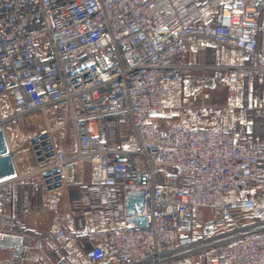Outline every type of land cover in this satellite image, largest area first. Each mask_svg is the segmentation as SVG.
<instances>
[{
	"label": "built area",
	"instance_id": "obj_1",
	"mask_svg": "<svg viewBox=\"0 0 264 264\" xmlns=\"http://www.w3.org/2000/svg\"><path fill=\"white\" fill-rule=\"evenodd\" d=\"M201 47L235 56L200 67L225 72L228 114L211 125L170 122L198 68L183 57ZM257 83L264 0H0V187L39 179L69 264H181L229 225L220 246L193 259L213 252L208 264H264V227L239 223L261 210L254 186L264 190V139L245 119L241 144L235 116L248 108L264 119V93L246 90ZM112 119L131 127L118 143L108 141ZM11 124L33 159L27 173ZM78 165L119 202L116 221L92 210L79 223L65 218L66 190L82 183Z\"/></svg>",
	"mask_w": 264,
	"mask_h": 264
},
{
	"label": "crops",
	"instance_id": "obj_2",
	"mask_svg": "<svg viewBox=\"0 0 264 264\" xmlns=\"http://www.w3.org/2000/svg\"><path fill=\"white\" fill-rule=\"evenodd\" d=\"M203 57L205 60L214 57L212 63H208V67H225L235 60V56L227 54L221 49L199 48L196 52L187 48L183 59L194 64H198L197 57ZM187 63V62H186ZM200 65V64H199ZM254 90L258 95L264 93V84L257 83L253 88L248 85L247 91ZM238 121V137L241 144H246L245 127L241 125V121L248 119L254 122V138L264 139V119L255 116L252 110L238 109L235 113ZM16 125H9V136L12 139V131L15 132ZM18 168L20 172L27 173L33 167V159L26 149H16ZM264 167V162L261 163ZM82 172L81 165H78L77 173L82 176V183L78 185H70L62 201V212L66 219H72V215L77 223L82 221L85 211L92 210L96 220L106 218L107 222L116 221L117 217H113V208H117L119 202L110 199L103 187L92 186L90 183V173ZM252 196L260 200L261 210L256 215L257 224L264 227V190L260 185H255L251 193ZM29 198V204L25 206V198ZM39 202V205L37 204ZM108 202L113 205L107 204ZM206 221L210 219L208 212H204ZM53 215L46 207V197L42 190L39 179L34 178L28 181L10 184L0 187V264H53L57 258H50L49 254L53 251L59 257H64L63 250L54 243L51 232V223ZM253 223V222H252ZM219 231L216 237L206 238L204 248L220 246L224 241V234L230 231ZM198 243L191 244V247ZM53 250V251H52ZM201 250L191 248L190 251ZM52 251V252H51ZM211 256L213 253H210ZM210 255L205 264H208ZM183 264H191L189 260H184ZM196 264H204L203 260L197 261Z\"/></svg>",
	"mask_w": 264,
	"mask_h": 264
},
{
	"label": "rangeland",
	"instance_id": "obj_3",
	"mask_svg": "<svg viewBox=\"0 0 264 264\" xmlns=\"http://www.w3.org/2000/svg\"><path fill=\"white\" fill-rule=\"evenodd\" d=\"M187 59L186 62L188 64L196 65L198 68L188 72L187 78L192 79V81L186 87V93L183 94L181 105L177 109L172 110L169 113L168 120L170 122H201L206 125L217 124L224 116L228 114L226 108L233 101L232 89L227 85L225 81H223L225 72L222 70L212 69L203 70L200 68L208 67L206 66L208 63L214 62L215 58L211 57V55L206 60L203 57L200 58V55H198L196 61L198 64H194ZM212 79L215 80L213 81ZM130 134L131 127L124 124L112 130L110 139L112 142L118 143L120 141H123ZM22 137L23 136L21 135L20 131H18V129H15V132L12 131L11 142L14 145V148H21ZM71 138L72 137L70 135V141H72ZM37 204L39 205V202ZM262 211H264V209ZM256 219V215L245 217L244 219H241L239 223L242 222L245 224H249L256 221ZM235 229V226L229 225L226 227H222L220 231H233ZM218 231L219 229L217 230V233ZM204 247L205 245L200 246L201 249ZM199 252L200 250L185 252L181 257L178 258L177 262L182 264L184 263V260H189V263L196 264L197 261H199L200 257L196 256L195 259H193L192 256L195 254H199ZM49 256L50 258L58 257V260L56 262H53V264H69L68 261L64 259V257H59L54 251L49 254ZM205 259L206 258L204 257L203 259H201L203 260L204 264L206 263Z\"/></svg>",
	"mask_w": 264,
	"mask_h": 264
},
{
	"label": "trees",
	"instance_id": "obj_4",
	"mask_svg": "<svg viewBox=\"0 0 264 264\" xmlns=\"http://www.w3.org/2000/svg\"><path fill=\"white\" fill-rule=\"evenodd\" d=\"M113 121H114L113 119L110 121V125H109V128H108V141H109L110 143H114V142H112L111 139H110V136H111V132H112V130H113L114 128L119 127V125H118L117 123L113 122Z\"/></svg>",
	"mask_w": 264,
	"mask_h": 264
},
{
	"label": "bare ground",
	"instance_id": "obj_5",
	"mask_svg": "<svg viewBox=\"0 0 264 264\" xmlns=\"http://www.w3.org/2000/svg\"><path fill=\"white\" fill-rule=\"evenodd\" d=\"M97 173H98V171H97Z\"/></svg>",
	"mask_w": 264,
	"mask_h": 264
}]
</instances>
